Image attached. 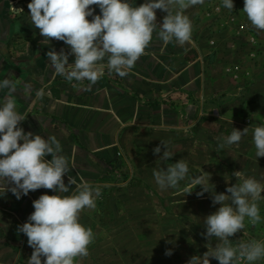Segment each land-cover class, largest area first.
Masks as SVG:
<instances>
[{
  "label": "crops",
  "instance_id": "1",
  "mask_svg": "<svg viewBox=\"0 0 264 264\" xmlns=\"http://www.w3.org/2000/svg\"><path fill=\"white\" fill-rule=\"evenodd\" d=\"M30 2L0 0V80L10 76L16 84L17 111L25 117L19 126L26 133L59 140L60 154L69 161L68 176L76 182L64 195H71L82 182L99 187L102 194L112 187L108 180L120 166L140 181L124 201L110 197L105 202L100 196L95 208L80 213L79 222L92 229L94 240L88 246L89 255L77 257L75 264H128L135 253L134 241L144 251L151 247L145 240L165 236L154 225L166 222L167 216L181 224L188 210H194L197 221V211L204 218L221 206L213 205L211 192L197 197L201 186L194 188L188 178L175 189L161 190L154 169L183 159L189 177L204 171L216 178L220 173L223 179L210 180L216 193H226L228 186L237 183L234 171H242L245 178L257 176L264 157H256L253 129L264 125V68L260 65L264 54L247 45L260 40L246 35L231 42L227 37L226 42L209 39L210 32L196 25L194 17L202 11L196 5L185 13L193 25L191 44H165L154 32L128 76L121 78L105 67L104 76L89 90V81H68L55 73L46 53L62 48L70 51L69 46L54 39L42 43L39 29L31 24ZM144 2L129 0L132 6ZM243 6L239 5V12ZM91 7L94 14H100L98 6ZM165 15L156 10L158 24ZM246 23L251 24L242 22ZM229 43L234 47L227 48ZM74 59L69 56V63ZM102 63L106 65L107 59ZM245 127L249 132L238 145L218 147L233 128ZM161 141L174 154L169 160L159 159L164 147L153 154ZM68 176L64 177L66 184ZM5 187L0 182V264H27L33 249L17 226L34 211V200L56 193L41 188L17 199L8 190L11 185ZM186 189L193 191L187 194ZM104 205L108 206L107 225H103ZM156 243L164 246L160 240Z\"/></svg>",
  "mask_w": 264,
  "mask_h": 264
},
{
  "label": "clouds",
  "instance_id": "2",
  "mask_svg": "<svg viewBox=\"0 0 264 264\" xmlns=\"http://www.w3.org/2000/svg\"><path fill=\"white\" fill-rule=\"evenodd\" d=\"M204 2L145 0L139 6H132L129 0H31L27 7L32 26L44 38L42 43L54 39L69 46L70 51L62 48L59 52L51 49L46 53L55 73L68 81L87 80L90 90L104 76L105 67L121 78L128 76L152 41L154 32L165 44L173 41L179 46L191 44L193 25L185 13ZM222 4L230 11L234 9L233 0H222ZM93 5L99 7L100 14H94ZM158 9L166 13L159 24ZM243 12L255 29L264 31V0H244ZM71 55L75 57L73 63H69ZM105 59L106 65L102 63ZM0 92L4 93L0 95V182L6 187L11 185L8 190L17 199L41 188L56 193L43 194L34 200V211L25 223L17 226V232L27 236V243L33 249L27 264H75L77 257L89 255L88 246L94 240L92 229L79 222L80 213L85 208L96 207L101 190L82 182L71 195H64L76 182L68 176L69 161L60 154L59 140L55 136L44 138L26 133L19 126L25 117L17 111V88L10 76L0 80ZM248 132L249 127L233 128L218 147L238 145ZM253 142L256 157H264V125L253 129ZM161 147L166 150L159 159L169 160L174 156L164 141L153 149V154H159ZM49 155L51 159L46 160ZM188 173V164L183 159L153 171L161 190L175 189L180 181L188 178L194 188L201 186L197 197L211 192L213 205H221L204 218L206 232L201 234L209 241L216 238L219 243L208 248L203 256H192L186 264H210V258L218 264H240L241 261L254 264L264 258V242L252 239L233 247L230 240L245 228L246 218L253 225L261 221L257 201L262 198L264 184L253 177L245 178L242 171H234L232 175L237 183L228 186L226 193H216L215 185L210 183V173L202 171L196 177H189ZM209 184L213 187L209 188ZM192 191L186 189L187 194ZM165 255L171 256L172 250L166 249Z\"/></svg>",
  "mask_w": 264,
  "mask_h": 264
},
{
  "label": "rangeland",
  "instance_id": "3",
  "mask_svg": "<svg viewBox=\"0 0 264 264\" xmlns=\"http://www.w3.org/2000/svg\"><path fill=\"white\" fill-rule=\"evenodd\" d=\"M233 3L234 9L230 11L223 7L222 0H209L206 6L201 5L202 11L195 15L196 17H194V19L197 20L196 25L200 26V29L210 32V34H208L209 39H216L218 41H224V37H227L231 42L241 38L243 35L256 38L260 40V42L247 45V47L251 50L256 49L259 53L264 54V31L253 29L251 27L252 25L249 23L242 24L245 20L248 22L246 14L243 12L244 6L241 8V12H239V5H244V0H233ZM219 43L221 44V42ZM229 44L230 46L227 48L234 47L231 43ZM222 47L225 48L224 45H222ZM260 65L264 68V60L261 61ZM121 168L124 167H118L113 178L108 180L112 187H108L102 191L103 193L101 196L105 202H108V198L110 197L112 200L115 199L118 203L124 201L125 198H129L130 189H134V187L138 185V182H140L138 178L130 176L129 173L127 174L126 171ZM257 171L258 174L255 179L261 184H264V166L259 167ZM216 176L218 179H223V175L220 173ZM216 178L215 175L213 176L211 174V183L212 181L215 183L214 179ZM199 191H201V189H199L198 192ZM261 195L262 198L257 201L261 221L253 225L246 218L245 228L233 237H230L233 247L237 246L240 242H248L252 239L264 242V192H262ZM219 207L220 206L216 207L214 211L213 209L210 210L209 215L216 212ZM107 208L108 206L104 205L103 225L109 224ZM120 208L124 210V207L121 206ZM168 209H166V212H169ZM187 213L189 214L187 220L182 221L181 224L167 216L166 222H160L158 226L154 225V227L165 236L150 237L148 240H145L149 242L151 247L146 248L144 251L138 248L134 241L133 252L135 253L131 255L132 257L128 264H186L192 256H203V254L208 251V248H214L219 241L216 238L209 241L201 235L206 232L203 223L205 217L200 218L199 211H197L198 219L194 221V210H188ZM159 240L164 244L161 248L160 246L157 247L156 242ZM169 241L171 242L169 243ZM130 246L131 245H129V247ZM166 249L172 250L171 256L165 255ZM210 264H218V261L210 258ZM240 264H248V262L241 261ZM254 264H264V258L254 262Z\"/></svg>",
  "mask_w": 264,
  "mask_h": 264
}]
</instances>
